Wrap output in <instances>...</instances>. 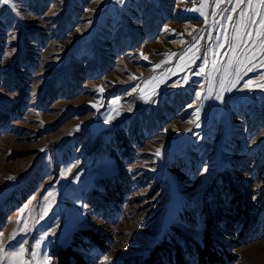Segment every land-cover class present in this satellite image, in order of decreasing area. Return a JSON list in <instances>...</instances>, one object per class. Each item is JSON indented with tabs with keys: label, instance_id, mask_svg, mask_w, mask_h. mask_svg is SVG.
Listing matches in <instances>:
<instances>
[{
	"label": "rangeland",
	"instance_id": "rangeland-1",
	"mask_svg": "<svg viewBox=\"0 0 264 264\" xmlns=\"http://www.w3.org/2000/svg\"><path fill=\"white\" fill-rule=\"evenodd\" d=\"M207 218L264 264V0L0 4V264H196Z\"/></svg>",
	"mask_w": 264,
	"mask_h": 264
},
{
	"label": "trees",
	"instance_id": "trees-1",
	"mask_svg": "<svg viewBox=\"0 0 264 264\" xmlns=\"http://www.w3.org/2000/svg\"><path fill=\"white\" fill-rule=\"evenodd\" d=\"M207 224L202 237V242H194V257L196 256V264H230L234 260L233 253L226 249H218L216 245L220 244V240L215 238L211 232V223L207 218ZM189 244V243H187ZM166 254L169 261L173 264H187L183 255V247L176 246L172 250L167 249L163 245H157L153 248L152 254L146 258L144 264H156V255ZM62 262L60 264H89L85 261L82 254L72 245H67L61 249Z\"/></svg>",
	"mask_w": 264,
	"mask_h": 264
},
{
	"label": "snow or ice",
	"instance_id": "snow-or-ice-1",
	"mask_svg": "<svg viewBox=\"0 0 264 264\" xmlns=\"http://www.w3.org/2000/svg\"><path fill=\"white\" fill-rule=\"evenodd\" d=\"M120 2H123V0H120ZM12 3H13V0H0V4H8V5H12ZM251 70V69H250ZM220 98V96L218 95L217 96V99H219ZM39 245L37 244V246L36 247H38ZM23 252H24V248H23V246L21 245V247L19 248V250H18V252L17 253H15L16 255H20V256H22L23 255ZM36 255V253H35V251H33V256H35Z\"/></svg>",
	"mask_w": 264,
	"mask_h": 264
},
{
	"label": "bare ground",
	"instance_id": "bare-ground-1",
	"mask_svg": "<svg viewBox=\"0 0 264 264\" xmlns=\"http://www.w3.org/2000/svg\"><path fill=\"white\" fill-rule=\"evenodd\" d=\"M169 33V32H168ZM186 68V67H185ZM183 81V80H182ZM172 86H174V84L173 83H170V84H168V87L167 88H170V87H172ZM193 104V101L192 102H190L188 105H192ZM195 118V117H194ZM9 264H25V261L22 259V257L20 256V255H16L15 257H14V259L9 263Z\"/></svg>",
	"mask_w": 264,
	"mask_h": 264
}]
</instances>
